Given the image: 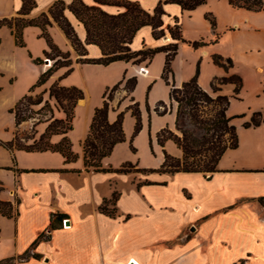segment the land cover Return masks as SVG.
Here are the masks:
<instances>
[{"label": "crops", "instance_id": "0c3cea01", "mask_svg": "<svg viewBox=\"0 0 264 264\" xmlns=\"http://www.w3.org/2000/svg\"><path fill=\"white\" fill-rule=\"evenodd\" d=\"M34 1L35 6L25 18L48 14V9L58 0ZM62 1L66 6L71 3V0ZM82 1L96 4L94 0ZM130 1H137L144 10L151 11L159 0ZM21 6L22 0H0V19L21 16ZM100 6L108 13L123 11V7L117 5ZM230 7L232 11H244L243 18L251 23L253 31H264V25L250 22L256 17L252 13H262L264 9L250 11ZM163 9L166 12L164 25H172L177 18L180 26L179 18L186 10L174 3L164 4ZM63 14L79 40L85 43L83 25L67 8ZM262 15L264 18V13ZM50 20L49 37L61 51L69 53L73 68L68 73L67 67L57 68L31 93L43 92V98L47 99L48 89L55 82L82 92L73 108L71 128L65 134L49 137V142L56 144L66 135L76 157L66 161L57 151L0 147V183L3 186L0 199L10 202L18 199L14 216H0V264H264V207L258 202V198L264 196V125L242 126L255 111L264 118V107L249 104L247 110L231 114H244L242 119L233 120L239 144L223 153L217 162V171L210 177L200 172L157 171L164 160V152L175 158L182 155L172 139L160 145L157 135L163 129L177 134L176 103L170 99L169 92L171 84L179 87L193 76L194 56L185 52L189 44L178 42L171 61V83L167 84L161 77L164 52H157L149 61L139 64L123 60L107 65L78 63L75 61L79 56L69 39L51 17ZM236 24L233 23L234 27ZM22 40L24 44L17 45L11 29L0 26L2 141L12 140L16 131L33 127L35 133L28 139L32 142L53 119L65 118L54 100L49 99L52 114L34 125L27 120L15 126L14 115L9 109L29 93L41 72L53 63L44 55L49 47L41 36L40 27H24ZM171 42L168 33L155 39L150 26H142L133 35L129 47L136 51ZM85 48L86 57L100 56L97 45L85 44ZM200 54L207 56L208 51L201 48ZM36 58L42 63H35ZM235 65L236 61L231 74L240 77L241 89L248 87V69L252 65L248 64L246 69ZM139 68L145 72H139ZM254 69L257 84L252 92L259 96L264 94V66ZM217 76L220 73L213 71L208 77L199 76L197 82L214 96L210 82ZM131 77L136 78V84L127 93L123 86ZM117 83L120 85L109 102L107 119L113 122L118 113L124 112L121 122L124 140L116 143L110 154L101 159L102 167L111 171L86 170L82 143L94 109L102 105L105 90ZM235 100L238 99L231 98L229 109ZM134 102L138 104L141 123L135 135V118L128 109ZM158 102L165 105L162 113L155 111ZM159 109L164 107L159 106ZM242 137L249 142L246 140L242 145ZM240 147H245L251 156H246L244 151L243 154L233 151ZM126 162L145 171H113ZM113 192L118 193L115 204L108 203L107 207L114 206L116 214L110 216L101 212L99 206L110 199ZM63 219H66L65 226Z\"/></svg>", "mask_w": 264, "mask_h": 264}, {"label": "trees", "instance_id": "16d2710c", "mask_svg": "<svg viewBox=\"0 0 264 264\" xmlns=\"http://www.w3.org/2000/svg\"><path fill=\"white\" fill-rule=\"evenodd\" d=\"M96 4L88 5L82 0H71L69 5H65L62 0L55 1L48 9L47 13H41L37 18L28 19L24 15L35 6L34 0H22L20 10L21 16L0 19V26L6 25L11 29L14 35L15 43L22 46V30L26 26H38L49 47L45 51L46 58L53 60V63L39 75L36 83L31 87L28 94L23 95L16 104L9 109L14 115L15 126L27 120L35 118L39 114L38 110H33L32 106L40 105L39 110L47 109L52 114V108L49 99H53L57 109L65 114L64 119H53L45 131L38 139L30 144L23 143V139L15 132V136L10 141L0 140V147L8 150L24 149L27 151H57L66 161L75 159V154L70 149V142L66 135L56 144L49 142L51 134H65L71 128L73 108L76 101L82 97V92L76 87H63L58 83H53L48 89V98H43V92L33 95L31 92L36 86L42 85L47 78L59 67H67L66 73L73 68V61L68 52L61 51L52 43L47 27L51 25V19L61 28L65 36L69 39L71 46L79 56L75 62L95 63L107 65L113 61L123 60L131 61L133 64H139L149 61L157 52H164L165 59L161 73L162 79L170 84L169 76L172 75L171 61L173 60L178 42H186L181 37L180 26L177 18H174L172 25H164L163 16L166 12L163 5L167 3L177 4L181 10H192L196 6L206 2V0H159L151 11L144 10L137 1L130 0H94ZM229 5L235 8H243L250 11H261L264 9L262 0H227ZM102 4L117 5L123 7V11L117 13H108L101 8ZM67 8L73 16L83 25L85 29V43H82L77 37L72 25L63 14ZM211 27H214L213 18H209ZM142 26H150L151 35L159 39L168 33L173 42L155 48H142L136 51L131 50L129 44L135 32ZM217 39L214 40V42ZM85 44H95L100 49V56L97 58L86 57ZM189 44L196 48L204 45L202 41H193ZM215 65L223 68L232 66L230 59H223L218 54L211 56ZM35 63H42L40 58L34 59ZM198 70L193 76L181 83L179 87L171 84L169 97L176 103V120L178 122L181 113L187 114L193 125L202 131L199 136L189 130H180V135L173 134L168 129L161 130L157 135V141L163 145L164 140L172 139L181 149L180 158H175L164 152V160L157 171L161 172H200L205 177L217 171V162L227 149H234L238 145V135L232 120L240 118L244 114L228 115L227 110L230 104V98L221 93V85L227 82L235 84L234 93L236 94L241 87V79L237 75L227 77H214L210 82L211 91L215 94L211 96L204 91L197 82ZM136 84V78L131 77L125 80L124 89L130 93ZM120 83L108 88L103 93L102 105L95 108L89 125L88 133L82 143L83 165L86 170L111 171L110 168H103L101 159L110 154L113 146L124 140V134L121 127L123 111L118 113L113 122L107 119L109 102L112 100L114 92L119 88ZM159 106L164 109L160 110ZM131 115L135 118L133 135L141 128L140 112L136 102L128 106ZM185 109H187L185 111ZM157 113L165 111V105L158 102L155 107ZM41 121L37 118L33 125ZM264 124L259 111L252 113L249 121L243 122L244 128L255 127ZM33 137V136H32ZM32 137H29L32 138ZM25 140V139H24ZM130 163H123L116 172L145 171V169H134ZM3 186L0 183V191ZM118 193L113 192L108 200H104L99 206V210L107 215L116 214L115 207H107L108 203L115 204ZM258 202L264 207V196L258 198ZM18 199L14 202L0 199V216L11 217L17 213Z\"/></svg>", "mask_w": 264, "mask_h": 264}, {"label": "rangeland", "instance_id": "374dc122", "mask_svg": "<svg viewBox=\"0 0 264 264\" xmlns=\"http://www.w3.org/2000/svg\"><path fill=\"white\" fill-rule=\"evenodd\" d=\"M262 1L264 4V0ZM232 9L233 8L228 5L227 0H206L205 3L196 6L192 10L182 12L181 17L179 18L183 39L188 44L193 41H202L204 43V45L196 48L192 47L190 44L185 46V50H187L185 52H187V55L189 56L190 54L194 56L192 68L194 73L196 69L198 70V77H208L213 71L220 73V76L217 77H227L232 75L231 71L233 70V62L235 61V66H239V69L248 68L246 67L248 64L252 65V67L248 69V87H244L242 89L240 87L239 91L235 94L233 92L235 88L234 83L227 82L220 86L221 93L228 96H234L231 98L238 99L233 101L234 103H232V109L228 108V115L247 110L249 104L264 107V94L256 96V94L252 92V87L257 84V73L254 67L264 66V31H253V29L250 28L251 23L249 24L245 21V18H243L244 11H232ZM263 13L264 11H262V13H252L255 14L254 16L256 17L250 19V22H258L261 25H264V18L262 17ZM209 18H213L214 27H211ZM233 23H237V26L234 27ZM215 39L217 40L214 42ZM201 48L208 51L207 56L200 54ZM258 50L259 52H257ZM213 54H218L223 59H230L232 66L225 69L221 66L215 65L211 59ZM238 93H240V96ZM40 106L41 105L32 106L33 110H38L39 114L35 115V118L30 120L31 122H35L37 118L42 120L48 116L49 113L47 109L44 108L39 110ZM186 110L187 109H185V111ZM242 118L243 116L237 119ZM233 124L235 125V123ZM175 130L177 132L176 135H180V130H189L196 136H199L202 133L200 129L191 123L185 113H181L179 120L175 125ZM34 133L35 131L33 127H29L23 131H18V135L25 139H23V143L25 144L31 143L28 142V139L29 137H32ZM172 133L175 134L174 132ZM246 140L249 142L248 139H245V137L241 138L242 145L246 142ZM244 148L245 147H240V149H237L238 151H233L238 153L241 152L242 154L244 151L246 156H251L247 150H244ZM134 169V167H131V170Z\"/></svg>", "mask_w": 264, "mask_h": 264}, {"label": "built area", "instance_id": "2783aa9c", "mask_svg": "<svg viewBox=\"0 0 264 264\" xmlns=\"http://www.w3.org/2000/svg\"><path fill=\"white\" fill-rule=\"evenodd\" d=\"M138 71H139V72H145V70H143V68H139ZM65 221H66V219H63V220H62V225H63V226H65V224H64ZM66 226H67V225H66Z\"/></svg>", "mask_w": 264, "mask_h": 264}, {"label": "water", "instance_id": "95a60500", "mask_svg": "<svg viewBox=\"0 0 264 264\" xmlns=\"http://www.w3.org/2000/svg\"><path fill=\"white\" fill-rule=\"evenodd\" d=\"M45 61H47V59Z\"/></svg>", "mask_w": 264, "mask_h": 264}]
</instances>
